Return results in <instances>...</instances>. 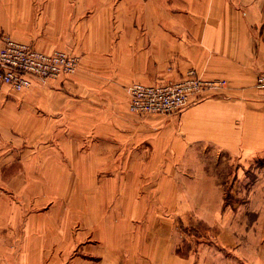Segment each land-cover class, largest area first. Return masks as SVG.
I'll return each instance as SVG.
<instances>
[{"label": "crops", "instance_id": "crops-1", "mask_svg": "<svg viewBox=\"0 0 264 264\" xmlns=\"http://www.w3.org/2000/svg\"><path fill=\"white\" fill-rule=\"evenodd\" d=\"M46 1L49 20L35 26L20 17L26 29L20 32L8 30L0 15V36L11 31L46 51L69 48L81 56V70L98 74L87 77L90 84L179 79L189 68L228 81L220 92L162 119L147 145L137 132L135 155L125 159L157 164L134 189L121 188L132 199L123 196L118 220L109 206L94 212L93 227L121 230L118 242L104 240V259L116 254L166 264H264V160H257L264 157V91L255 87L264 69V0ZM75 76L45 85L34 81L24 108L39 107L47 125L71 133L81 131V110L94 125L96 104L81 105L77 91L65 92L86 87L85 78ZM145 197L156 199L145 204ZM16 228L0 220V264H43L50 258L54 244L29 231L17 254ZM181 228L199 231L196 238L187 236L199 244L185 256L176 248ZM68 242L57 245L66 248Z\"/></svg>", "mask_w": 264, "mask_h": 264}, {"label": "rangeland", "instance_id": "rangeland-1", "mask_svg": "<svg viewBox=\"0 0 264 264\" xmlns=\"http://www.w3.org/2000/svg\"><path fill=\"white\" fill-rule=\"evenodd\" d=\"M49 8L46 0H0V15L4 16L8 30L17 29L20 32L26 30L20 17H24L29 25L31 22L38 26L49 20ZM4 36L28 44L39 52L51 54L62 51L77 60L73 72L53 77L29 73L32 84L23 89L0 79V220L17 225L14 231L17 254L23 252L22 241L29 231L32 237L54 244L50 258L43 264H166L162 261H143L142 258H120L116 254L105 260L102 251L99 252L104 240L118 242L121 230L115 227L107 229L98 223L93 227L89 221L91 218L94 220L98 207L104 206H109L107 211L112 213L113 221L118 220L120 205L125 198L128 201L132 199L125 193L123 195L121 188L134 189L137 180L142 183L140 179L149 177L147 174L154 167L152 163L157 164L152 160L125 159L129 154L135 155L137 132H143L147 145L150 143L151 137L148 136L151 128L161 129L162 119L167 121L169 116L179 115L190 105L220 92L228 86V81L206 78L196 68H189L179 79L135 81L127 87L90 84L93 79L88 80L87 77L93 78L98 74L81 70V56L69 48L42 50L26 39L15 38L18 36L11 31L1 34L0 48L4 44L1 40ZM261 72L256 77L255 87L264 91L258 86ZM64 76L85 78V88L80 91L66 88L65 92L77 91L83 98L81 105L86 106L92 101L96 104V109L91 111L95 112L94 125L93 118L88 117L89 113L80 111L81 131L78 133L67 132L61 125H47L39 107L31 110L24 108L23 98L32 93L34 81L39 80L45 85ZM138 83L159 89L198 85L188 89L184 102L176 111L163 113L132 108V88ZM126 148L131 150L126 152ZM144 152L151 154V149L145 148ZM231 177L225 183L227 194H230L234 182L230 181ZM145 198V204L147 200L156 199ZM28 222H32L31 230L25 228ZM122 232V236L128 235L127 230ZM197 233L199 231L195 229H180L176 247L180 256L197 248L198 241L186 239L187 236L195 237ZM67 241L71 243H65L66 248L57 245Z\"/></svg>", "mask_w": 264, "mask_h": 264}, {"label": "built area", "instance_id": "built-area-1", "mask_svg": "<svg viewBox=\"0 0 264 264\" xmlns=\"http://www.w3.org/2000/svg\"><path fill=\"white\" fill-rule=\"evenodd\" d=\"M3 40L4 44L0 48V79L15 84L19 89L31 86L29 73L53 77L76 69V58L65 52L47 54L10 37L4 36ZM197 85H177L159 89L151 85L135 84L132 88V108L149 112H174L184 102L188 89ZM258 86L264 88V71L258 77Z\"/></svg>", "mask_w": 264, "mask_h": 264}, {"label": "bare ground", "instance_id": "bare-ground-1", "mask_svg": "<svg viewBox=\"0 0 264 264\" xmlns=\"http://www.w3.org/2000/svg\"><path fill=\"white\" fill-rule=\"evenodd\" d=\"M1 38H2V37H1ZM1 40H3V39H1ZM2 42H3V41H2ZM80 163H81V162H80ZM82 171H83V170H82ZM83 172H84V171H83ZM83 172H82V173H83ZM134 174H135V173H134ZM77 175H78V174H77ZM83 175H84V173H83ZM83 178H84V176H83ZM88 192H90V191H88ZM126 220H127V219H126Z\"/></svg>", "mask_w": 264, "mask_h": 264}]
</instances>
